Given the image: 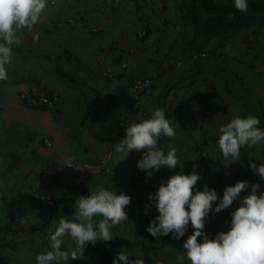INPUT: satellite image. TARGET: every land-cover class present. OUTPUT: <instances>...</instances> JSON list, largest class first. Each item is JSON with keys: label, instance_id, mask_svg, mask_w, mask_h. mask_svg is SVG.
Here are the masks:
<instances>
[{"label": "crops", "instance_id": "0c3cea01", "mask_svg": "<svg viewBox=\"0 0 264 264\" xmlns=\"http://www.w3.org/2000/svg\"><path fill=\"white\" fill-rule=\"evenodd\" d=\"M73 1L78 5V11L71 9L77 17L73 23L62 19L65 11L56 4L50 10L45 8L42 11L35 22L38 26L21 28L25 33L21 29L17 31L19 42L14 44L25 48L26 52L18 53L22 58L6 65L8 76L0 84V165H8L10 171L7 180L0 182V190L8 195L10 205L27 206L25 211L13 207L18 212L17 216H21L16 217L21 221L16 226L21 234L29 229L22 230V221L25 220L27 225L30 221L34 225L44 216L36 206H42L38 194L48 183V190L59 196L67 190V183L75 174V169L64 166L65 158L74 156L76 163L98 161L109 148L113 132L119 130L121 138L125 135L126 126L121 124L124 118H128L131 124L150 116L162 98L160 91L167 72L173 75L182 71L179 76L168 78V81L175 83L173 89H177L175 93L169 92L167 95V100L175 108L172 112L165 109L175 136L160 137L158 146L165 150L169 144L175 146L178 161L183 167L181 164L173 169L161 167L151 176L146 175L145 171L144 176L151 190L154 192L162 181L175 172L197 171L195 162L199 142L204 143L213 162L221 164L223 175L200 173L194 190L207 184L216 189L219 197L226 184L241 179L258 182V193L264 189V180H260L248 167L250 159L257 163L259 159L264 160V140L250 147H242L234 161L232 157H223L215 143L217 128L235 115H256L260 118L258 127L264 128V28L250 31L247 43L238 37L225 45L223 49L228 52L227 56L205 60L199 66L183 63L175 70L174 67L166 68L165 64L169 58L179 55L180 40L185 32L172 0L108 2L114 9L102 2L95 5L90 3L91 0ZM141 25L147 31L142 45L137 43L135 36V30ZM92 28L101 31L94 33ZM215 63H219V66ZM62 71L102 94L111 93L114 102L108 106H97L94 112H87L83 92L75 82L64 77ZM213 71L217 72L212 75ZM111 72L122 75L112 79ZM145 72L155 88L144 91L139 98V108L131 110L133 97L129 81ZM200 72L204 77H195ZM208 72L211 81L205 79ZM35 82L53 93L59 92L58 106L54 101L52 108H30L18 99L16 92L27 88L34 90ZM209 85L213 87V92L207 87ZM109 127L112 129L108 132ZM44 137L51 140L50 146L43 142ZM140 156L141 152L137 150H130L124 157L123 152L115 151V146L112 149L109 165L114 178L123 185L119 188H125V192L131 179L137 180L131 178V172ZM49 171V181L44 184L46 187H40L36 181ZM102 174L89 176L81 187L94 191L100 186L97 181L104 179ZM78 190L79 187L73 192V197L81 195ZM244 194H247V189L242 190L241 195ZM236 203L233 201V205L220 212L210 213L204 231L214 235L226 229L228 225L225 221L230 219V212ZM0 208L4 209L3 206ZM150 211L154 216L157 214L154 205ZM191 231L189 222L184 239ZM172 238L171 233L155 237L158 245L170 242ZM174 240L178 241L177 238ZM175 261L190 264L185 252L176 255Z\"/></svg>", "mask_w": 264, "mask_h": 264}, {"label": "clouds", "instance_id": "9594fccd", "mask_svg": "<svg viewBox=\"0 0 264 264\" xmlns=\"http://www.w3.org/2000/svg\"><path fill=\"white\" fill-rule=\"evenodd\" d=\"M47 0H0V80L7 79L6 65L12 55V45L18 43L17 31L31 27L42 11ZM233 6L242 13L248 10V0H232ZM260 118L249 113L235 115L217 128L215 143L223 157L239 156L243 146H252L264 140V128L258 127ZM125 135L115 143V151L130 150L141 152L136 164L146 175L151 176L161 167L175 168L178 164L177 149L169 144L167 150L158 146L161 136L173 137L165 111L155 108L150 116L126 125ZM123 157V158H124ZM64 166L80 169L74 156L65 158ZM181 164V168H182ZM248 167L264 180V160H249ZM200 173L183 170L171 174L162 181L154 192L148 194L146 208L154 205L157 214L152 217L146 231L153 237L172 234L174 238L184 235L189 222L192 231L183 241L185 256L190 264H264V189L259 193L258 182L237 180L226 184L222 195L207 184L196 187ZM247 189V194L241 195ZM131 197L104 186H98L87 195L76 196L71 218L60 217L49 230V250L37 253L35 264H69V257L76 259L83 255L87 244L97 240L108 241L113 237L111 228L127 219L126 205ZM226 229L214 235L204 231L206 218L233 205ZM213 202H216L213 205ZM95 218V219H94ZM68 237L75 242V248L65 249L61 245ZM197 237H200L198 240ZM130 253L118 251L112 264H145L143 258H129ZM183 259V257H182Z\"/></svg>", "mask_w": 264, "mask_h": 264}, {"label": "rangeland", "instance_id": "374dc122", "mask_svg": "<svg viewBox=\"0 0 264 264\" xmlns=\"http://www.w3.org/2000/svg\"><path fill=\"white\" fill-rule=\"evenodd\" d=\"M172 1L178 9V4L180 0H172ZM219 1H225V0H219ZM99 2H102L104 5H107L111 9L115 8L113 5L107 4L108 2L106 0L90 1L91 4L95 3V5H97ZM76 3L77 2L73 0H47L46 8L47 10H50L51 9L50 7L59 4V6L65 11L62 13V19H64L67 23H73L77 17H76V13H74L73 10L71 9L76 8L78 6L76 5ZM76 11H78L77 8ZM69 17L72 18V22H69L67 20ZM36 25L37 24L34 23L33 25H31V27H36ZM260 27L261 26L258 25L257 23H251L247 26L242 27L237 32L227 34L223 38H213L208 42L204 43L200 47V49L195 50L188 45V38L190 37L191 32L189 26L183 23L185 35L180 40L181 49H179L178 51L179 55L176 58H169L167 63L165 64V67L166 68L174 67L176 70L183 63L192 64L193 66H199L198 64L204 63L205 60H211L216 58L220 59L222 56L228 55V52L223 49L225 45H228L229 43L235 41L238 37L239 38L242 37L241 40L247 43L249 39L246 38L247 35L250 33V31H254L256 29H259ZM21 31L25 33L23 29H21ZM100 31L101 30L96 28L93 32L99 33ZM34 36L35 34H33V37ZM135 36L137 43L142 45L141 44L143 42L142 39H145L146 35L143 37H139L137 35V29H136ZM219 42H221V44H219ZM21 52L22 53L26 52V49L22 48L17 53L12 52L8 64L13 63L15 62V60L22 58L17 55L18 53ZM117 56L118 55H115V57ZM215 64L219 66V63H215ZM215 64L213 66H215ZM180 72L182 71L173 73V75H171L170 72H167L165 74L166 81L163 82L160 91L162 94V98H160L159 101L160 103L156 104L155 106L156 108H162L164 109V111L165 109H168L170 110V112H172V110L175 108L174 105L169 100H167V95L169 92L175 93L177 89H173L175 83L168 81V78L173 76H179ZM216 72L217 71H213L212 75H214ZM145 74L147 73L146 72L142 73L140 76L141 77L146 76ZM202 74H203L202 72L196 73L195 77L197 78H199V76L204 77V75ZM209 74L210 72H208L205 75V79L207 81H211L208 79L210 77ZM120 75H122V73L120 72H114V73L111 72L112 79L119 78ZM132 80L129 81L130 84ZM4 82L5 81L2 80L0 81V84ZM151 84L152 85H150L149 87L150 89L149 88H148L149 90L147 89L148 91L155 88V84L152 83V81ZM207 87L211 89V92L214 91L212 86L209 85ZM22 93L25 94V96H29L31 90L27 88L19 92H16V95L20 101H21L20 94ZM58 98H59V92L55 91L54 101L56 102L57 106H58ZM111 129L112 128L109 127L108 132L109 130L111 131ZM198 144H197L198 146L200 145L203 146L202 150L204 152V155H202L199 152L200 147H197L198 156L195 162V168L197 169V171L201 174L212 173L213 175L216 174L223 175L222 170H220L221 164H219L218 162L215 163L213 162L211 157H209V153L207 152L204 143L199 142ZM245 147L246 146H243V148ZM188 165H190V163ZM7 168L8 165L7 166L0 165V182L2 180L4 181L7 180V177L10 173V171H8L9 169ZM136 170H139L138 172L139 176H135ZM218 171L222 173H219ZM131 173H132L131 178L134 177L137 180L132 181L131 179V183H129L126 192H125V188L124 190H121V188H119L121 187L122 184H119V182H117L116 177L114 178L113 176L114 173L111 166L109 171L103 172L102 176L104 177V179L100 182L97 181V185L108 187L111 189H116L118 192L122 191L126 194H129L131 197L130 203L126 205L127 219L121 221L120 223L116 224L111 228L113 237L111 240L105 241L106 249L113 255H115L118 251L123 250L127 253H130L129 255L130 259H135V256H139L144 259L145 264L181 263L182 261L179 262L175 261V258L176 255H179L181 252H185V250L182 247L184 237L181 236L177 238L178 241L176 242L174 238H172V241L170 240V242H164L162 245L161 244L158 245L155 237H153L149 232L146 231V227L149 224L150 219L154 216V214L151 213L150 207L146 208L145 205L146 202L148 201V194L153 191L150 188L149 182L147 181V179H145L144 176L145 170L140 169L136 165L134 166ZM217 176L215 177L216 179L218 178ZM36 182H38V185L40 187L41 186L43 188L46 187L44 186L42 179H39ZM48 185L46 188L43 189V192L41 191L38 194L39 195L38 200L40 201L42 206H36L37 211L38 212L41 211V213L44 214V216L38 223H33L34 225H32L30 221H29V225H27L25 220L22 221V223L24 224L22 230L29 228L26 230V232L22 231V234L20 233V231H18V229H16L17 224H20L21 222L16 220V217H21V216H17L18 212L15 211L14 208H20L25 211L27 209V206L14 207L13 205H10L9 204L10 202L7 200L8 195L6 193L4 194L0 190V206L4 207V209H1L2 207L0 208V264H35V257L37 253L49 250V240L47 239L49 230L52 229L56 225V223H58V219L60 217L71 218V214L75 211L73 207V202L75 200V197H73V195L75 193V190H77L79 187L78 191H80L81 195H87L91 191L82 188L81 187L82 185L74 187V186H70L67 183V190L64 191V193L61 196H59L49 191ZM44 193H48L49 198L53 200V204L48 203L46 196L43 195ZM8 206H10V208ZM16 232L17 234L15 235ZM61 247L65 249L75 248V242L70 240L66 236L64 238V243L61 245ZM93 254H94L93 252H91L87 247H85L83 255L78 256L76 259H72L71 257H69V264H94ZM54 264H63V262L62 261L54 262ZM121 264H123V262H121Z\"/></svg>", "mask_w": 264, "mask_h": 264}, {"label": "trees", "instance_id": "16d2710c", "mask_svg": "<svg viewBox=\"0 0 264 264\" xmlns=\"http://www.w3.org/2000/svg\"><path fill=\"white\" fill-rule=\"evenodd\" d=\"M178 12L181 21L190 28L191 35L188 38V45L195 50L200 49L204 43L213 38H223L251 23H257L264 28V0H248L246 13L236 9L232 0H180ZM20 49L18 45H12V50ZM61 74L75 82L83 92L87 112H94L97 106H108L114 102L111 93L102 94L66 71H62ZM52 93V90L35 82V89L31 92V96L38 97L44 94L53 100ZM22 103L30 108H46L42 104H31L26 98L22 99ZM165 115L168 118L166 112ZM161 138L169 137L161 136ZM86 247L94 253V264H112L113 254L106 249L103 240H97L95 244L89 243Z\"/></svg>", "mask_w": 264, "mask_h": 264}, {"label": "built area", "instance_id": "2783aa9c", "mask_svg": "<svg viewBox=\"0 0 264 264\" xmlns=\"http://www.w3.org/2000/svg\"><path fill=\"white\" fill-rule=\"evenodd\" d=\"M107 2H114L117 3L118 0H107ZM69 22H72V18H68L67 19ZM95 28H92V31H94ZM137 35L139 37H143L146 35V28L144 25H141L138 29H137ZM151 85V79L148 76H138L136 78H134L131 82V91H132V97L133 100L130 104V109L131 110H137L139 108V98L140 95L147 90ZM34 90H31V92H33ZM53 95V100L49 99L46 95L44 94H40L38 97H32L31 93L29 96H25V94H20L21 97V102L22 99L27 100V102L31 103V104H42L43 106L52 108L54 103V99H55V93H52ZM122 126H126L128 124H130L128 118H124L121 122ZM121 139V132L119 130L113 132L111 134V138H110V145L109 148L104 152V154L100 157V159L96 162H79L78 164L80 165V169L74 168L75 169V174L70 178L69 180V185L71 186H80L82 185L85 180H87L89 178V176L93 175V174H98V173H102V172H107L110 170V160L112 157V149L115 146V143L118 142ZM43 142L47 145L50 146L51 145V140H49L47 137L43 138ZM199 152L204 155V152L202 150V145L199 146ZM139 170L135 171V176H139L138 174ZM51 172H47L45 173L44 177L42 178L43 184H47L49 181V174ZM43 195L46 196V199L48 201V203L53 204V200H51L48 196V193H44Z\"/></svg>", "mask_w": 264, "mask_h": 264}]
</instances>
